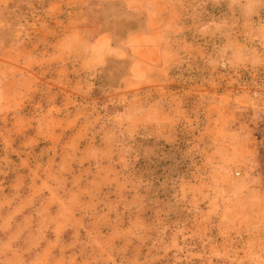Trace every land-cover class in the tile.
<instances>
[{
	"label": "rangeland",
	"instance_id": "374dc122",
	"mask_svg": "<svg viewBox=\"0 0 264 264\" xmlns=\"http://www.w3.org/2000/svg\"><path fill=\"white\" fill-rule=\"evenodd\" d=\"M0 264H264V0H0Z\"/></svg>",
	"mask_w": 264,
	"mask_h": 264
}]
</instances>
